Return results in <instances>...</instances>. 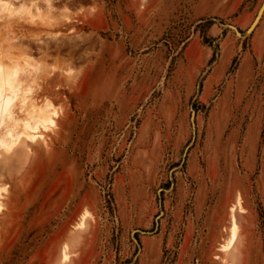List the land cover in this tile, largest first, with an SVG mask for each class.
I'll return each instance as SVG.
<instances>
[{
	"label": "rangeland",
	"instance_id": "374dc122",
	"mask_svg": "<svg viewBox=\"0 0 264 264\" xmlns=\"http://www.w3.org/2000/svg\"><path fill=\"white\" fill-rule=\"evenodd\" d=\"M223 1L0 0V64L19 71L17 97L0 106V157L15 159L14 193L0 185V233L14 237L8 264H67L73 229L88 257L102 236L96 264H264V61L254 59L240 104L215 110L199 101L221 40L231 34L239 48L212 100L233 84L253 36L264 34V12L247 34L227 15L237 0ZM238 1L234 17L251 4L255 17L262 0ZM214 26L221 32L211 35ZM195 41L209 50L201 63L198 53L184 55ZM203 144L220 160L203 205L222 233L183 259L180 237L166 240L167 201L174 171ZM242 198L244 247L226 258L218 243L231 222L239 238Z\"/></svg>",
	"mask_w": 264,
	"mask_h": 264
},
{
	"label": "crops",
	"instance_id": "0c3cea01",
	"mask_svg": "<svg viewBox=\"0 0 264 264\" xmlns=\"http://www.w3.org/2000/svg\"><path fill=\"white\" fill-rule=\"evenodd\" d=\"M223 2H227V0H224ZM237 3L239 4L240 1L238 0L234 1L232 5L229 6V11L227 15L229 17L233 16L234 22L238 27H244L247 25L248 28L251 19H253L254 17L252 16V12H251L252 4L251 6H248L245 9V11L237 14V16L234 17L235 11L237 10ZM218 32L219 33L221 32L220 29L217 26H214L211 29L210 34L214 35L217 34ZM254 42L257 48V52L255 53L252 48ZM238 48L239 47L235 45L233 35L231 34H228L221 40L219 56L215 60L212 66L211 73L206 78L201 93L199 95V101L202 104L207 105L213 101L215 110L221 108L222 105L226 104L228 101H231L232 99L235 101V103L240 104L242 98V91H243L242 87L245 86L246 77L248 76V71L251 70L254 59L261 62L264 61L262 54L264 49V34L261 35L256 34L255 36H253L249 50H247V52L243 54L237 74L231 80L233 84L229 82V84L225 86V88L222 90L220 95H218L215 100H212L211 97L213 93V86L223 76L225 69L228 67V65L231 62L233 54ZM196 53H198L200 56L199 63H201L205 58L209 56L208 48L201 46L196 41L189 45V47L185 50L184 55L188 60H191L192 56L194 57ZM245 65H247L246 70L244 71V73L239 75L240 68ZM249 129H250V125L245 126V132L243 134L241 133L242 137L248 136ZM207 147L208 145H204V144L203 147L196 146V148L190 151V153L185 158L183 162L184 165L183 169L175 170L173 173L175 181L173 182V186H172L173 192L171 197V203L167 201L168 206L171 204V211L168 212L167 222L171 220L172 229L166 230V240L169 242H173L175 235L180 237L181 244L179 250V257L183 259L185 258L186 255L190 256L191 258L196 257L199 249L203 247V245H205L207 239L209 241L210 237H212V241L214 240V242H217L219 238L216 237L213 239V235L218 234L219 232L222 233L221 226H218L220 227V229L218 230L216 228L217 224L213 223L210 217L207 222L206 214H205V206L203 205V193L206 188L209 190H213L214 184L212 178L216 177L217 173L219 174V170H220V163H219L220 160L216 159L215 157L212 158L210 152H207ZM241 150L242 149L240 148V151ZM243 154H246V151ZM245 161L247 162L246 159ZM14 166H15V159L10 154H3L0 157V185L5 184V186L8 188L9 194L14 193V189H15L13 187ZM247 166L244 164V167H246L245 170L249 168L248 162H247ZM15 191L16 193L18 192L17 189ZM238 195L241 196L240 192L235 195V200ZM188 198L191 199L192 204L190 208L191 210L190 213L186 214L185 213L187 211L186 205L187 202H189V200H187ZM7 200L8 201L5 204L6 208L10 201V197ZM230 207L228 206V209L226 211L228 222H229ZM242 207L244 209V212L236 213V219L239 225L240 234L238 241L235 243L234 248L231 252L233 254L239 252L240 249L244 247V243H245L243 230L238 221V215L240 217H243L246 216L247 213L246 209L243 206V198H242ZM179 231L180 233H178ZM226 238L222 240L221 237V240L218 243V248H217L218 251L221 244L224 243ZM102 241H103L102 236L99 237L98 235L97 240L95 242L92 241L90 243L92 254L90 255V257H88L87 255H85V253H83L85 249L81 248V245L83 243L79 237V231L74 229L71 230V232L69 233L68 242H66L70 247V253H71L70 261L67 264H96L95 255L98 252L97 250L98 246L99 245L102 246ZM150 242L152 243L153 239H150ZM13 248H14L13 235L8 232L0 233V264H8L7 259L8 257L9 259H12ZM216 256L218 255H215L214 257L216 258ZM10 264H13V261H11ZM101 264H108V261L102 260Z\"/></svg>",
	"mask_w": 264,
	"mask_h": 264
},
{
	"label": "bare ground",
	"instance_id": "6f19581e",
	"mask_svg": "<svg viewBox=\"0 0 264 264\" xmlns=\"http://www.w3.org/2000/svg\"><path fill=\"white\" fill-rule=\"evenodd\" d=\"M13 1V0H12ZM264 0L261 1L256 16L254 17L253 21L250 23L249 27L247 28V34L251 33L252 30L255 28V26L257 25V23L259 22L263 12H264V7L261 9L262 5H263ZM29 6V5H28ZM8 7V6H7ZM31 7V6H30ZM261 9V10H260ZM29 10V9H27ZM25 13V12H24ZM31 14V13H30ZM93 24L95 23L94 21H91ZM10 24V23H8ZM13 25V24H12ZM10 26V25H9ZM11 29V28H10ZM13 29V28H12ZM20 29V28H18ZM234 32L236 33L235 29H233ZM14 32V31H13ZM10 33V32H9ZM38 36V35H37ZM7 41V40H6ZM9 42V41H8ZM1 55V54H0ZM27 56V55H26ZM22 59V58H21ZM26 60V59H25ZM13 61V60H12ZM19 71L17 68L12 69L10 72H7L5 70V67H3L0 64V106L2 105V103L4 102V99L7 100V104L10 103L9 99H11V97H13V94L16 93V90L19 88L18 85H16L15 83H12V80L16 77H18ZM6 88L9 89L11 91V95L7 94L6 92ZM19 92V89H18ZM17 92V93H18ZM26 92V91H25ZM15 97H17V94L14 95ZM14 97V98H15ZM48 109V108H47ZM48 111V110H46ZM39 114L42 115L44 113V111H42V109L38 110ZM51 117V116H50ZM46 118V117H45ZM38 122V119H36ZM42 120V119H41ZM41 123V121H40ZM54 123V122H53ZM45 125V124H44ZM25 126V125H24ZM26 129V127H24ZM27 128L32 129V126H30V124L27 125ZM27 130V129H26ZM31 132V130L29 131ZM26 133V132H25ZM33 135V131L32 134H26L27 138H30ZM12 137L13 139H15L17 142L23 137V134H18L16 137L10 133H8V138ZM25 136V135H24ZM36 137V136H35ZM157 138V137H156ZM13 141V140H12ZM29 141V140H28ZM159 141V139H158ZM16 142V143H17ZM157 142V141H156ZM157 146L154 145V149H156ZM238 197V196H237ZM237 202V201H236ZM238 204V203H237ZM240 205V204H238ZM231 211V210H230ZM85 214V213H84ZM232 219V216H231ZM231 221V220H230ZM238 241V227L234 224V222H231V226L228 230V238L226 240V242H224L220 248L222 251H225L226 253V258L229 257L231 254L233 255L232 250L234 248L235 243ZM240 252V251H239ZM67 256V255H66ZM239 256V255H238ZM222 259V261L226 262V259ZM227 264H232V263H227Z\"/></svg>",
	"mask_w": 264,
	"mask_h": 264
},
{
	"label": "water",
	"instance_id": "95a60500",
	"mask_svg": "<svg viewBox=\"0 0 264 264\" xmlns=\"http://www.w3.org/2000/svg\"><path fill=\"white\" fill-rule=\"evenodd\" d=\"M263 7H264V2H263V5H262L261 9H262ZM261 9H260V10H261ZM232 29H235L236 33H238L237 30H236V28L232 27ZM246 32H247V31H246Z\"/></svg>",
	"mask_w": 264,
	"mask_h": 264
}]
</instances>
